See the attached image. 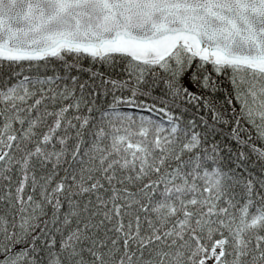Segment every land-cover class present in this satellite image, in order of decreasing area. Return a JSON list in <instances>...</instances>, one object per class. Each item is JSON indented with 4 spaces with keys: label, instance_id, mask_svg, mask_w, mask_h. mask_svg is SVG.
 <instances>
[{
    "label": "snow or ice",
    "instance_id": "obj_1",
    "mask_svg": "<svg viewBox=\"0 0 264 264\" xmlns=\"http://www.w3.org/2000/svg\"><path fill=\"white\" fill-rule=\"evenodd\" d=\"M0 264H264V0H0Z\"/></svg>",
    "mask_w": 264,
    "mask_h": 264
},
{
    "label": "trees",
    "instance_id": "obj_2",
    "mask_svg": "<svg viewBox=\"0 0 264 264\" xmlns=\"http://www.w3.org/2000/svg\"><path fill=\"white\" fill-rule=\"evenodd\" d=\"M97 67H99V66L97 65ZM224 79L227 80V77H225ZM228 86L230 87V85H228Z\"/></svg>",
    "mask_w": 264,
    "mask_h": 264
}]
</instances>
